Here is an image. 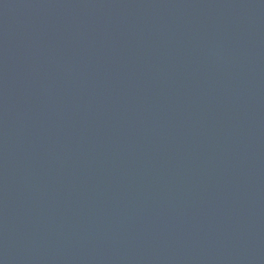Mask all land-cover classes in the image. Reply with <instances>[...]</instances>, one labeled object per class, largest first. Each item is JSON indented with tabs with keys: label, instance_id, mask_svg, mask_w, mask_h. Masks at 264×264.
<instances>
[{
	"label": "water",
	"instance_id": "obj_1",
	"mask_svg": "<svg viewBox=\"0 0 264 264\" xmlns=\"http://www.w3.org/2000/svg\"><path fill=\"white\" fill-rule=\"evenodd\" d=\"M0 264H264V0H0Z\"/></svg>",
	"mask_w": 264,
	"mask_h": 264
}]
</instances>
